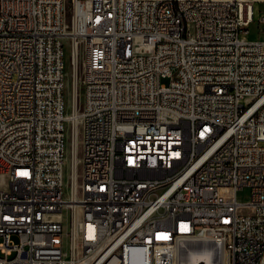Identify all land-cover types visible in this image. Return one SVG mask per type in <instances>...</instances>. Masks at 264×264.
<instances>
[{
	"label": "built area",
	"instance_id": "1",
	"mask_svg": "<svg viewBox=\"0 0 264 264\" xmlns=\"http://www.w3.org/2000/svg\"><path fill=\"white\" fill-rule=\"evenodd\" d=\"M256 4L0 0V264H264Z\"/></svg>",
	"mask_w": 264,
	"mask_h": 264
},
{
	"label": "bare ground",
	"instance_id": "2",
	"mask_svg": "<svg viewBox=\"0 0 264 264\" xmlns=\"http://www.w3.org/2000/svg\"><path fill=\"white\" fill-rule=\"evenodd\" d=\"M30 2V0H22ZM178 244H185V237H178ZM192 245L196 248H209L210 254L218 253V244H213V236L203 234V237L192 238ZM175 264H210L207 251H199L189 245L179 246Z\"/></svg>",
	"mask_w": 264,
	"mask_h": 264
},
{
	"label": "rangeland",
	"instance_id": "3",
	"mask_svg": "<svg viewBox=\"0 0 264 264\" xmlns=\"http://www.w3.org/2000/svg\"><path fill=\"white\" fill-rule=\"evenodd\" d=\"M264 6L262 4H256L254 6V22L250 25L249 27V35H248V39L249 40H257L258 38H260L259 34H258V18L260 15V12L263 10ZM69 55H70V51L68 49V47L65 48L64 50V58H65V63H66V69H67V73H68V78H69V83L67 85V90L65 92V100H66V112H69V91L71 89V69L69 66ZM162 83L163 84H168L169 83V79H162ZM70 84V85H69ZM81 95H82V88L78 87V101H80L81 99ZM3 183L0 180V188L3 187ZM246 190L242 191L241 193H239L238 197L240 198V200L245 201V194H246Z\"/></svg>",
	"mask_w": 264,
	"mask_h": 264
}]
</instances>
